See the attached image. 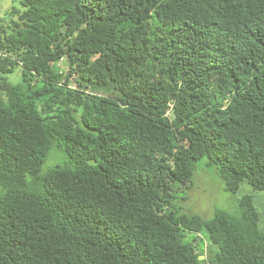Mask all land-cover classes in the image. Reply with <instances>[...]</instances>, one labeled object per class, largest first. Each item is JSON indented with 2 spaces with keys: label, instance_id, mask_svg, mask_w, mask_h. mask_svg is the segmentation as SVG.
<instances>
[{
  "label": "trees",
  "instance_id": "16d2710c",
  "mask_svg": "<svg viewBox=\"0 0 264 264\" xmlns=\"http://www.w3.org/2000/svg\"><path fill=\"white\" fill-rule=\"evenodd\" d=\"M199 162L227 192L250 187L237 216L185 211ZM256 192L264 0L2 13L0 264H264Z\"/></svg>",
  "mask_w": 264,
  "mask_h": 264
},
{
  "label": "rangeland",
  "instance_id": "374dc122",
  "mask_svg": "<svg viewBox=\"0 0 264 264\" xmlns=\"http://www.w3.org/2000/svg\"><path fill=\"white\" fill-rule=\"evenodd\" d=\"M20 0H0V16L9 7L19 6ZM17 78V74L12 77ZM46 162L44 168L49 166ZM251 193L250 187L243 183L239 194H232L223 189L222 181L210 166L201 162L193 175L191 188L184 202L186 212L199 214L203 218H210L217 211H225L230 215H238V199L242 194ZM252 203L258 212V228L264 233V192L252 193ZM199 246L206 241V235L200 236Z\"/></svg>",
  "mask_w": 264,
  "mask_h": 264
},
{
  "label": "water",
  "instance_id": "95a60500",
  "mask_svg": "<svg viewBox=\"0 0 264 264\" xmlns=\"http://www.w3.org/2000/svg\"><path fill=\"white\" fill-rule=\"evenodd\" d=\"M199 257H200V259H202L204 256L203 255H200Z\"/></svg>",
  "mask_w": 264,
  "mask_h": 264
}]
</instances>
